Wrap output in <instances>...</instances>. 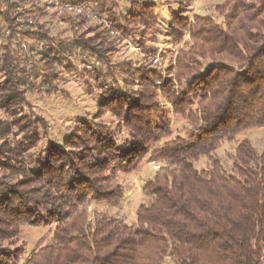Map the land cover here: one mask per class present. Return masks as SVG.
<instances>
[{
	"label": "trees",
	"instance_id": "16d2710c",
	"mask_svg": "<svg viewBox=\"0 0 264 264\" xmlns=\"http://www.w3.org/2000/svg\"><path fill=\"white\" fill-rule=\"evenodd\" d=\"M70 1L90 6L96 23L62 14L70 27L53 33L55 14L37 0H0V110L9 117L0 119V264L20 263L22 227L52 225L50 240L21 264H264V150L242 139L229 169L215 156L222 139L264 127V0H224L221 23L190 20L180 6L171 34L180 40L186 31L189 41L173 63L165 71L118 63L123 86L100 87L93 120L78 121L60 146L47 139L40 148L49 127L32 110L23 113L28 89L58 92L55 66L70 57L110 69L122 38L139 37L134 42L148 54L144 40L159 7L124 0L130 11L122 14L118 0ZM30 6L51 20L19 21ZM159 97L188 121L183 136L168 139ZM106 113L115 126L94 121ZM122 130L124 146L116 138ZM200 157L206 166L196 169ZM144 158L161 165L142 187L147 199L135 223L102 211L90 219L91 203L123 198L118 175Z\"/></svg>",
	"mask_w": 264,
	"mask_h": 264
},
{
	"label": "rangeland",
	"instance_id": "374dc122",
	"mask_svg": "<svg viewBox=\"0 0 264 264\" xmlns=\"http://www.w3.org/2000/svg\"><path fill=\"white\" fill-rule=\"evenodd\" d=\"M151 1L157 3L159 7L156 12V23L149 29V34L146 35L144 40L146 50L149 51L148 54L144 53L134 42V40L138 41L139 37L134 35L133 38H122L117 41L116 48L111 56L110 69L105 65L96 64L93 58L87 59L86 65L78 66L77 57H70L68 60H61L55 66L57 77L53 80L52 85L59 89L58 92L46 94L37 90V88L28 89L26 100L29 107H25L23 113H28V111L32 110L34 113L42 116L49 127L47 138L41 141L40 148L45 145L47 139L60 146L62 140L72 132L78 121L89 122L93 120V116L97 112V104L100 100V87L114 88L123 86L122 83L125 75H123L117 66L118 63L130 61L135 66L141 63H151L164 71L169 64L173 63L177 53L185 49V43L189 41V34L186 31L183 32L180 40L171 34L174 29L172 17L180 6L185 11L182 14L183 17L190 20L194 15H200L211 17L216 22L221 23L223 18L217 7L224 0H189L187 1L189 2L188 5L186 2H182L183 0ZM118 6L122 14L130 11L129 5L124 0H118ZM41 13L42 11L37 6H30L29 12L28 10L23 11L18 20L21 22L25 21V16L28 21H37L38 23L51 20L52 16L50 14ZM58 17L54 16V19H52L53 33L70 27L67 23L60 21ZM93 23H96L95 19ZM142 29L140 27L136 30ZM68 35H70V32L65 31L61 34V37ZM114 37L115 34H110L109 36L110 39ZM22 46H24L23 43ZM68 63H70V67H67ZM94 68L98 69L97 72L93 70ZM108 70H111L112 74L104 76V73ZM159 101L161 107L169 113L170 117L171 135L168 139L183 136L189 128L188 121L181 115L173 114L164 98L159 97ZM0 119L9 120V117L0 110ZM94 121L96 123L109 124L110 126H115L117 122L109 113ZM116 138L121 146H124L129 141L127 140V133L124 130L120 131ZM244 138L248 139L258 152L264 150V127L251 128L237 134L231 139H222L220 147L215 152V156L227 169L232 165L236 144ZM157 165L161 164L149 162L144 158L137 165L136 170H130L128 173L118 175L117 179L125 190L123 198L115 204L105 202L91 203L87 207L88 217L91 219L94 212L102 211L108 215L122 219L127 224L135 223L136 209L147 199L142 191V187L147 179L153 176V173L157 170ZM194 166L196 169L205 168L206 159L200 157L194 163ZM53 228V225L46 227H22L15 242V246H22L23 248V255L19 264L23 262L33 249L39 248L50 240L53 235ZM166 262H170V259L167 258Z\"/></svg>",
	"mask_w": 264,
	"mask_h": 264
},
{
	"label": "built area",
	"instance_id": "2783aa9c",
	"mask_svg": "<svg viewBox=\"0 0 264 264\" xmlns=\"http://www.w3.org/2000/svg\"><path fill=\"white\" fill-rule=\"evenodd\" d=\"M44 10L48 12H53L55 17L62 14H80L83 15L88 20H93L95 14L93 13L90 6L85 4L73 3L70 0H37ZM23 9L22 6L18 8ZM108 26V24H105ZM158 168V165H157Z\"/></svg>",
	"mask_w": 264,
	"mask_h": 264
}]
</instances>
